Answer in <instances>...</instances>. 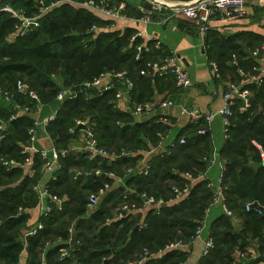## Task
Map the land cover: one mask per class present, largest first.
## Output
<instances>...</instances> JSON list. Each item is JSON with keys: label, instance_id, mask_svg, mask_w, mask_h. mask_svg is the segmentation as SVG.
Returning a JSON list of instances; mask_svg holds the SVG:
<instances>
[{"label": "trees", "instance_id": "16d2710c", "mask_svg": "<svg viewBox=\"0 0 264 264\" xmlns=\"http://www.w3.org/2000/svg\"><path fill=\"white\" fill-rule=\"evenodd\" d=\"M40 1L0 0V86L14 93L13 102L32 108V112L12 119L16 113L12 104L0 99V126L4 121L8 127L0 128V264H21L22 253L26 264H128L143 259L146 251L156 253L171 242L182 240L191 245L213 202L214 192L208 179L198 182L183 200L161 206L159 210L150 209L145 218L142 212L118 218L115 212L118 201H112L113 198L107 199L110 203L104 202L89 211V194L99 192L104 183L112 179L94 174L78 175V172L100 168L122 175L127 170L123 167L139 160L140 155L116 158L112 165L108 158L90 160L83 156L77 161L69 153L60 155L57 178L51 181L50 190L65 198L64 207L43 218L45 228L29 238L27 247L20 239L28 217L26 208L37 204L34 186L46 168V161L39 154L34 156L36 173L33 177H25V168H8L2 162L3 159L23 162L28 156L24 148L28 145V130L33 125L37 102L16 91L18 80L29 83L47 105L56 101L61 84L71 87L103 72L125 70L135 83L136 101H149L147 91L152 89V77L142 75L141 70L155 61L156 55L155 48L152 47L151 52L141 44L139 37L134 38L133 29L110 30L107 25L113 21H100L93 11L78 5L88 0L62 1L55 6L58 0H42L50 10L40 18V26L25 36L16 35L19 19L6 8L36 16ZM121 1L124 0L109 4L119 5ZM94 26L99 28L96 33L92 30ZM235 38L210 34V30L207 33L208 55L217 63V76L221 79L236 74L234 60L245 72L254 64ZM152 44L155 46V41H149L147 46ZM164 77L157 75L154 79ZM246 89L259 90V94L251 98L247 111L239 109L242 100L234 97L228 141L221 152L225 161L224 203L243 219V228L235 231L229 216L219 217L210 229L215 247L201 257L199 264H233L232 251L244 252L253 237L258 238L260 252L264 254V215L246 209L252 202L264 206V82L259 86L248 84ZM114 94L111 90L104 95H84L61 104L57 118L47 128L57 149H67L76 134L70 129L76 126L78 119L95 122L99 146L112 153L132 154L147 149L149 144L158 145L164 127L151 121L133 123L131 116L124 120L114 106ZM198 147L186 141L163 157L157 153L150 160V170L133 178L136 181L133 188L138 195L130 197L139 204L145 201L140 197L142 194L168 201L170 198L164 194L170 189V182L182 181L188 172L199 174L207 170L210 155ZM251 164L259 167H250ZM77 222L78 241L72 249L69 241ZM59 240L64 242L45 251L47 243ZM62 248L69 249L65 257H61ZM189 254L188 250H172L163 256L148 258L146 264H183Z\"/></svg>", "mask_w": 264, "mask_h": 264}, {"label": "crops", "instance_id": "0c3cea01", "mask_svg": "<svg viewBox=\"0 0 264 264\" xmlns=\"http://www.w3.org/2000/svg\"><path fill=\"white\" fill-rule=\"evenodd\" d=\"M108 1L113 3L116 0ZM195 1L196 0H143L140 4H138L139 0H124L121 2H126L128 4L125 10L126 19L117 22L109 20L101 12L91 10L99 17L100 21H113L112 24L107 22V28L110 30H124L126 28H130L133 29L136 34H141L139 37L141 44L143 43L142 45L147 47L151 52L152 47L156 49V55L153 58L155 61H161L175 54L179 57V63L188 69L191 76L190 83L185 87H177L175 77L171 75H167L164 78L159 79H154L155 76H153L151 78L152 89L150 92L149 90L147 91V94L150 97L149 101H154L156 104H160L166 100H172L175 105L164 107L159 106L156 112L144 114L141 118H139L140 116L134 117L132 114L133 105L134 103L138 102L134 98L136 94L134 90L135 83L134 88L130 90L124 89V86L118 81L111 83L112 88L109 91L114 90L116 93L120 90L123 92L122 98L116 102V109L124 117V120L125 117L128 118L131 116V121H133V123H146L151 121L161 124L165 129L161 139L162 147H157V145L152 146L149 144V147L145 150H139L132 154L128 153L127 156L140 155L141 158L129 164L128 167H123V169H127V174L125 172L124 174L119 175L116 172L120 177H122L121 182L113 179L110 180L112 187L102 197L100 205H102L104 202L110 203V201H107V199L113 198L112 201H118L119 206L115 211L116 214L124 200L125 195H127L131 200H133L131 198L133 194H135L136 197L138 195L135 188H133L136 182L133 180V178L141 173H145L144 171L146 166L150 163L152 157L164 150L170 151L171 149L177 147V145L179 146L181 139H185L187 143L195 144L197 147L199 146L198 148H200L203 153L210 155L208 158L209 166L207 170L199 174H192H204L205 178L202 179H208L209 186L212 188L214 195L220 186L223 187V171L225 168V161L222 159L221 152L228 141L227 135L225 133L223 117L218 115L210 124L205 120H201L199 123H193L188 115L183 114L182 110L183 108H197L202 113L207 115L221 110L225 106V95L230 93L232 84L238 85L240 88L245 89L248 84L256 83L257 86L261 84L255 81L245 83L244 77L255 74V66H261V58H264V0H253V2L247 3V11L243 16L234 17L227 20L214 19L211 22V27L209 29L210 34H217L221 37H236V42L242 46V50L246 55L253 59L254 62L252 68L250 67L246 70L247 72L243 71L240 67L235 69L236 74L229 79H221L217 76L218 69L215 70L213 67V64L217 63L215 61H211L209 58L206 47V37L208 31L206 34H204L201 31V24L198 21L189 19L185 16L178 15L175 18H172L174 14V8L191 4ZM157 4H166L167 7L163 6V8L158 10ZM149 38H152V41H155V46L153 44L147 46L148 42L151 41ZM157 44H159L160 47H157ZM157 48H160V50L157 51ZM256 52L258 53V58L255 56ZM234 66H238L236 60H234ZM262 79L264 82V74L262 75ZM250 92L251 98H256L259 94V90H250ZM235 97L237 98V95ZM59 106L60 103L56 101L47 104L41 116L44 117L51 113H55L57 110H59ZM201 128L207 129L206 135L198 134V130ZM36 134V147L39 150L51 151L55 147L54 140L46 128L39 126L36 130ZM86 137L85 131L80 130L76 132L75 137L67 146V149L70 151L69 156L74 157L77 161H81V157L83 158V156L89 158V152L86 149ZM50 158L53 159V154H50ZM113 160L115 159L109 160V165H112ZM59 166L58 160V165L56 167L54 165V167L58 169ZM128 170L131 171L128 172ZM35 173L36 170H33V173L29 174L28 170L25 169L24 175L25 177H30V175H35ZM54 175L56 176V173ZM43 177L44 172L40 177V180ZM202 179L192 182L190 192L193 187ZM185 181V178H182V181L177 183L170 182V184H168L170 189L164 194L166 195L167 199L171 198L173 195L171 191L172 185H181ZM121 187L123 188V191L119 192V188ZM122 193L123 198L121 197ZM188 194L184 198H186ZM60 198L63 202L62 207H64L65 198ZM224 200L225 197L223 200L216 202L213 197V202L208 208L203 220V224L208 227V230L207 234L200 238L203 244L202 252L197 261L192 264H199L201 257L204 255L203 252L205 248V241L210 235L211 226L219 217L222 215L229 216L235 231H240L243 228L244 221L238 214L234 213L232 210V215H229L225 212L224 207L226 205ZM133 201L138 202L137 200ZM168 201V205L179 202ZM140 205V210L132 213L142 212V218H145L150 209L157 208L159 210L160 208L158 206L145 204V201ZM97 207L94 209H89V211H93ZM40 211V207L36 205L26 208L28 217L25 227L21 230L20 234V239L23 242L25 234L30 229L35 227L39 222L43 221L44 217L41 216ZM88 214L90 213L88 212ZM87 217L88 215H86L85 218ZM194 241L191 245L187 246V248L182 249L184 251L188 250L190 252L188 258L183 264H190L189 260L190 255L193 253ZM63 242L64 241L61 240L56 241L55 243H52L50 247L56 245L57 243ZM69 244L71 245V240L69 241ZM49 248L45 249V251H47ZM259 248L260 243L258 238L253 237L244 252H241L239 249L232 251L233 264H264V254L260 252ZM23 254L24 253H22V256Z\"/></svg>", "mask_w": 264, "mask_h": 264}, {"label": "built area", "instance_id": "2783aa9c", "mask_svg": "<svg viewBox=\"0 0 264 264\" xmlns=\"http://www.w3.org/2000/svg\"><path fill=\"white\" fill-rule=\"evenodd\" d=\"M62 1H69V0H58L56 3L53 4V6L57 5L58 3ZM108 2V3H107ZM104 2L101 0L100 2H97L95 0H88L81 4H78L82 7H85L90 10L101 12L103 15H105L109 20L113 21H122L126 19L125 10L127 8L126 2H121L119 5H110L109 1ZM247 3L248 0H196L195 2L187 5L178 6L173 9V17L175 18L178 15L185 16L189 19L196 20L201 24V31L206 34L207 31H209L211 27V22L214 19L218 20H227L234 17L243 16L246 14L247 11ZM40 10L39 14L36 16H28L24 13H20L16 10H14L12 7H7L6 9L13 13L14 16H16L19 19V23L17 25V30L15 32L16 35L20 34L21 36L27 35L32 30L38 28L40 26V18L44 16L49 10L50 7H46L43 4V1H40ZM163 8L161 4H157V9L160 10ZM264 23V19H263ZM94 33L99 31V28L97 26H94L92 28ZM141 34H136L135 37H140ZM152 40V38H149ZM157 47H160L159 44H157ZM141 49V46H138V50ZM140 54L138 53L137 57H139ZM255 56L258 58V53H255ZM262 65L261 66H255L256 73L253 75H250L247 77V79L244 81L245 83H249L252 81L262 83V75L264 74V58L262 59ZM213 67L215 70L218 69L217 64H213ZM141 74L145 76H167L172 75L175 77V81L177 84V87H185L187 86L191 81V76L187 68H185L183 65L179 63V57L175 54L161 60V61H151L147 64V67L143 70H141ZM118 81L123 86L124 89L130 90L134 88V81L130 77L129 73L127 71H112V72H103L99 76L90 79L85 80L79 84L73 85L71 87L62 88L60 92L56 96V102H59L60 105L63 104L66 100H73L81 96H91V95H104L107 93L112 87L111 83ZM16 91L20 94H27L29 95L33 100L37 102L36 109H35V118L33 121V125L29 128V141L28 145L24 148V153L28 154L27 158L21 162L16 159H3V164L7 166L8 168L12 167H22L28 170L29 174L33 173V170L35 171V159L34 156L39 154L43 160L46 161V168L44 170V177L39 180L36 185L34 186V190L37 193L38 201L36 206H39L41 211L40 214L42 217L48 216L51 214L54 210H62L63 209V202L62 199L54 194L50 190V183L52 180L56 179L55 171L57 168H55L58 165V160L60 158V155L66 156L70 151L68 149H64L62 151H59L57 147L55 146L51 151L47 150H39L36 147V141H37V134L36 130L39 126H43L44 128H48V126L57 118V114L59 110H57L55 113H51L49 115H46L44 117L41 116L42 112L45 110L46 104L42 102L39 94L33 90L29 83L25 82L24 80H18L16 84ZM115 101L114 106L117 108L116 102L122 98L123 92L117 91L115 94ZM237 95L238 98L242 100V104L239 107L241 111H247L250 108L251 104V92L249 89L240 88L238 85L232 84L231 85V91L230 93L225 95L226 104L225 106L216 112H212L210 114H204L197 108H183V114L188 115L193 123H199L201 120H205L207 123H212L214 119L220 115L223 117L224 120V126H225V133L228 134L229 126H230V117L232 115V106L235 104L234 97ZM4 99L7 103L12 104L14 110L16 113L12 116V119H15L16 117H19L20 114H28L32 112V108L29 106L21 107L20 104L13 102L14 99V93H11L8 90H4L0 86V99ZM169 105H175L172 100H166L164 102H161L160 104H156L154 101H143V102H136L133 105L132 108V114L134 117L142 116L144 114H150L157 110L159 106H169ZM9 124V123H8ZM120 124V123H119ZM95 124L90 119L82 120L78 119L76 120V126L71 128L70 130L72 133H76L78 131H85L86 134V149L89 152V158L90 159H97V158H108L109 160L116 159L122 156H127L128 153L125 151L122 152V154H116L109 152L106 148L103 146H99L98 139H97V133L95 132ZM79 127V128H78ZM1 129L6 130L7 124L3 121L0 126ZM198 134L205 135L207 134V129L201 128L198 130ZM162 137V135H160ZM185 139H181L180 143H185ZM157 147H162V141L159 142ZM169 150L162 151L160 154L162 157L166 155V153L169 154ZM50 154H53V159L50 158ZM264 159V154H263ZM108 160V161H109ZM55 165V167H54ZM151 166L148 164L145 169V173H147L150 170ZM131 170H128L130 172ZM104 176L111 178L113 180H117L118 182H121L122 177H120L116 172L114 171H103L102 169L98 168L95 170H90L87 172H78V175H85V176ZM34 176V175H30ZM185 182L181 185L174 184L171 187L172 191V197L169 199L168 202H174L179 201L183 199L191 189V184L193 181H196L198 179L205 178L204 174L200 175H194L190 172L184 174ZM112 187V184L110 181H107L104 183L103 187L100 189L99 192H92L88 196V207L89 209H94L95 207L100 205L102 197L106 194L108 190ZM141 198L145 199V204L148 205H154L161 207L163 204H167V201H164L163 199H156L154 196H147L145 194H142L140 196ZM214 199L216 202H219L220 200L224 199V188L220 186L214 195ZM255 202L248 203L246 206L247 211L254 210L259 215H264V206L257 204L254 205ZM141 206L138 202L131 200L127 195L124 196V200L122 204L120 205V208L117 212L118 218H124L128 214L140 210ZM224 210L227 214L232 215L233 212L228 208L224 207ZM205 224H202L195 235V238H200L204 232ZM45 228V223L39 222L35 227L30 229L24 236V244L25 247L28 246V240L32 236L38 235V233ZM52 245V243H47V248H49ZM187 244L180 241H175L169 243L164 249H160L156 253H151L149 251L145 252L144 258L141 260L131 261L128 264H146V261L148 258L152 256H160L163 253H166L168 251L172 250H179L187 248ZM215 247V242L213 237L210 235L205 241V248H204V255H208L209 252ZM61 257H65L69 254L68 248H62L61 249Z\"/></svg>", "mask_w": 264, "mask_h": 264}, {"label": "rangeland", "instance_id": "374dc122", "mask_svg": "<svg viewBox=\"0 0 264 264\" xmlns=\"http://www.w3.org/2000/svg\"><path fill=\"white\" fill-rule=\"evenodd\" d=\"M251 3L253 2V0H248V3ZM57 79V78H56ZM58 80V79H57ZM63 81H61L62 83ZM61 88H66V87H69V86H64V84H61ZM72 86V85H71ZM156 112V111H155ZM153 115V114H152ZM142 116H140L139 118H141ZM50 146V145H49ZM40 180V179H39ZM207 230H208V227L205 226V229H204V232L202 234V236L206 235L207 234ZM201 236V237H202ZM200 237V238H201ZM200 238H196L195 241H194V244H193V253L190 255V260H189V263L192 264L194 262L197 261V259L199 258V256L201 255V252H202V248H203V244L200 240ZM165 253H163L162 255L160 256H163ZM26 256L25 254H23V256L21 257V264H26Z\"/></svg>", "mask_w": 264, "mask_h": 264}, {"label": "water", "instance_id": "95a60500", "mask_svg": "<svg viewBox=\"0 0 264 264\" xmlns=\"http://www.w3.org/2000/svg\"><path fill=\"white\" fill-rule=\"evenodd\" d=\"M142 1H143V0H139V3H138V4H140ZM161 5L167 7L166 4H161ZM234 68H235V69H238V66H235ZM246 79H247V77L245 76V77H244V80H246ZM123 157H125V156H123ZM245 167H246V166H245ZM245 167H244V168H245ZM250 167L258 168L259 165H258V164H251ZM257 204H258L257 202L254 203V205H257ZM162 206H163V207H166V206H168V204H163ZM79 221H80V220H79ZM77 224H78V223H77ZM77 224H76V225L74 226V228L72 229V239H71V247H72V249L75 248L76 243H77V235H76V227H77ZM137 228H139V226H137Z\"/></svg>", "mask_w": 264, "mask_h": 264}]
</instances>
